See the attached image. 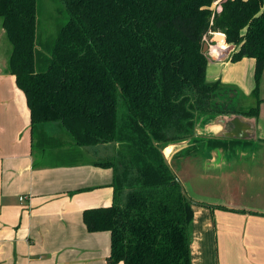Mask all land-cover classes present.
<instances>
[{
	"label": "trees",
	"instance_id": "obj_1",
	"mask_svg": "<svg viewBox=\"0 0 264 264\" xmlns=\"http://www.w3.org/2000/svg\"><path fill=\"white\" fill-rule=\"evenodd\" d=\"M59 1L64 21L40 41L38 0H0L9 70L25 95L32 145L44 123L58 124L73 146L115 144V158L96 163L114 171L112 203L82 213L88 231L110 233L108 264H192L193 204L161 151L191 137L200 113L257 115L255 89L256 105L239 111L229 86L206 80L201 48L206 37L223 33L234 46L230 61L253 58L257 81L264 0H224L219 11L211 8L216 0Z\"/></svg>",
	"mask_w": 264,
	"mask_h": 264
},
{
	"label": "crops",
	"instance_id": "obj_2",
	"mask_svg": "<svg viewBox=\"0 0 264 264\" xmlns=\"http://www.w3.org/2000/svg\"><path fill=\"white\" fill-rule=\"evenodd\" d=\"M7 40L10 43L0 18V264H108L110 233L88 231L82 213L111 205L114 171L96 163L112 159L115 147H77L68 140L69 148L76 149L68 162L60 160L59 149L36 155L25 95L9 70ZM226 46L218 43L215 52L210 50L206 80L232 85L230 89L244 98L255 97L251 72L244 82L235 79L240 84L228 77L234 46ZM260 100L257 115L200 113L196 136L164 147L192 199L225 207L192 206V264H264V99ZM233 106L239 111L253 107ZM40 127L53 139L66 138L56 123ZM214 140L221 144L214 146ZM46 156L58 162H45Z\"/></svg>",
	"mask_w": 264,
	"mask_h": 264
},
{
	"label": "rangeland",
	"instance_id": "obj_3",
	"mask_svg": "<svg viewBox=\"0 0 264 264\" xmlns=\"http://www.w3.org/2000/svg\"><path fill=\"white\" fill-rule=\"evenodd\" d=\"M224 0H216L213 2L211 8L215 11L220 10V4ZM38 8V30H37V35H38V40L40 41H46L48 39H52L55 35V33L58 31L59 27L64 21V14H63V8L62 4L60 3L59 0H38L37 4ZM222 34V33H221ZM212 36V35H211ZM206 37L204 40V43L202 44L201 51L207 56H209V52H215V44H218L215 41H212V37ZM225 38V37H224ZM8 42V40H7ZM10 45V43L8 42ZM204 44H209L208 48L203 50V45ZM224 46L226 44L224 43ZM233 67H231L229 70H227L228 77L230 78L233 82L236 83L235 79H239L240 81L244 82L246 79L245 76L248 75L249 72H251L252 80H253V90L255 89L257 92V97L259 99H264V68L256 81L255 75H254V67H253V60L249 57H243L237 61H230ZM231 82V83H233ZM239 82V81H238ZM240 84V82H239ZM232 86V85H229ZM233 87V86H232ZM235 88V87H234ZM230 93L234 95L231 96V99L233 101V104L237 105V107L241 108H248L250 106H253L255 104V97L249 96L247 98H244L240 93H236L234 89ZM230 94V95H231ZM123 112V108L121 107L119 109L118 116L121 115ZM123 114V113H122ZM41 133L46 137L47 140H45ZM66 137V136H65ZM68 140H70L68 137L61 139H53L51 138L50 135H48L41 127H37V129H34V134H33V150L36 155L43 156L49 152L50 149H59L58 151L62 153L59 158L62 162H68L70 158V154L74 152L76 149H70V145H68ZM109 144V143H107ZM113 144V143H110ZM115 147V152H117V147L115 144H113ZM44 151V152H41ZM120 151V150H119ZM45 153V154H44ZM119 153V152H117ZM116 156V153L114 154ZM74 156V155H73ZM115 156L113 158H115ZM168 161L170 159L169 154L166 155ZM47 158V159H46ZM45 162H58L56 159H50L47 156L44 157ZM42 160V161H43ZM118 160V158L116 159ZM176 175L179 178V175L176 173ZM181 180V178H180Z\"/></svg>",
	"mask_w": 264,
	"mask_h": 264
},
{
	"label": "water",
	"instance_id": "obj_4",
	"mask_svg": "<svg viewBox=\"0 0 264 264\" xmlns=\"http://www.w3.org/2000/svg\"><path fill=\"white\" fill-rule=\"evenodd\" d=\"M221 35H222V37H221ZM211 37H212V41H215V42H217V43H222V44H223V43L226 42V41H225V38H224L225 35H224L223 33L221 34L220 32H214V33H212V36H211ZM209 46H210L209 44H204V45H203V50H205V49L208 48ZM194 136H196L195 127H194V132H193L192 136L189 137V139L192 138V137H194ZM161 152H162V155H163V158H164V162H165V164L168 166L169 170H170L171 173L174 175L176 181H177V182L179 183V185H180V189H181V193H182V195H183L187 200H189L193 205H203V206H206L207 204H202L201 202L195 201L194 199H192V198L187 194L184 185H183L182 182L179 180V178L177 177L176 173L174 172V170H173L172 167L170 166V164H169V162H168L166 156H165L164 153H163V150H162Z\"/></svg>",
	"mask_w": 264,
	"mask_h": 264
},
{
	"label": "built area",
	"instance_id": "obj_5",
	"mask_svg": "<svg viewBox=\"0 0 264 264\" xmlns=\"http://www.w3.org/2000/svg\"><path fill=\"white\" fill-rule=\"evenodd\" d=\"M23 199V197L22 198H20V200H22Z\"/></svg>",
	"mask_w": 264,
	"mask_h": 264
},
{
	"label": "bare ground",
	"instance_id": "obj_6",
	"mask_svg": "<svg viewBox=\"0 0 264 264\" xmlns=\"http://www.w3.org/2000/svg\"><path fill=\"white\" fill-rule=\"evenodd\" d=\"M221 37H222V35H221ZM164 149H165V148H164ZM164 149H163V150H164ZM164 154H165V153H164Z\"/></svg>",
	"mask_w": 264,
	"mask_h": 264
}]
</instances>
